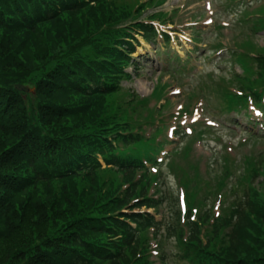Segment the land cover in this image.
<instances>
[{
  "label": "trees",
  "instance_id": "obj_1",
  "mask_svg": "<svg viewBox=\"0 0 264 264\" xmlns=\"http://www.w3.org/2000/svg\"><path fill=\"white\" fill-rule=\"evenodd\" d=\"M116 2L0 0V264H150L148 230L157 236L163 222L133 210L157 205L145 197L154 176L134 181L141 162L120 151L139 142L125 120L133 107L111 100L129 77L133 46L125 38L134 28L149 37L142 24L123 27L131 12ZM262 15L248 21L251 34L264 30ZM223 163L212 181L219 189L234 180L229 218L200 239L216 191L192 176L188 209L199 198L202 206L196 221L188 210L185 240L175 193L159 188L172 209L163 237L175 235L190 264H264V200L245 187L261 177L264 189V158L238 174Z\"/></svg>",
  "mask_w": 264,
  "mask_h": 264
},
{
  "label": "rangeland",
  "instance_id": "obj_2",
  "mask_svg": "<svg viewBox=\"0 0 264 264\" xmlns=\"http://www.w3.org/2000/svg\"><path fill=\"white\" fill-rule=\"evenodd\" d=\"M160 1L161 0H117L116 2V4L118 3L120 7L125 8L126 11L130 10L131 12L130 17L124 18L121 24H125L128 21H134L136 20V18L142 17L143 12L140 11L138 13L136 12V10L140 8V6L141 7L145 6V8L142 11H145L148 14L154 13L159 9L161 11L162 10L170 11L176 8H178V13L176 16H174L175 18L173 19L175 25L166 28V30L168 29V30L176 31V33H173L171 35L172 40L170 46L163 47L160 44L157 46L149 44L137 48L136 52L133 54V58L136 62H139V70L135 75L132 76L131 81L122 84L123 87L122 92L126 93V95L118 96V94H115L112 95L111 100L113 102L117 100L119 102V105H121L122 107L123 105L125 106L126 105L125 103H127V101L128 102L130 101L129 100L130 93H128L125 89H132L142 97L147 96L150 93H152V95L162 96L163 93L159 92V89L165 86V84L167 83L169 84V87L167 88V92H168L167 101L170 106L168 108H165L168 109V112H166L164 115V122L167 125V127H169L172 126L175 121L172 117H169L170 114H176L177 110L180 108L182 104L184 107L189 106V110H190L193 107V102H195V99L198 96L197 95L198 86L202 84V82L207 81L209 75L212 78L214 77L216 80L224 79L225 81H227L229 78L233 77L234 73H238V74L241 73L239 65L234 63L232 59H230L229 53L227 51H224L221 54H217V53L213 54L214 51L212 49L213 45H215L217 41H223L224 43H227L228 46L226 47V49L229 51V49H231L230 46H232V42H234V45L240 51L248 50L252 52L255 48L261 46L264 47V36H263L264 30L257 31L256 33L258 34L254 35L253 37L249 36L246 33L241 32L243 30L245 32L247 31V29L249 30L248 27L249 25L245 26L242 24L244 21L243 17L245 15H248L249 18L251 17L250 11L246 9L244 10L245 12L243 11L240 13L241 11L240 7L226 8L228 7V3L227 6L225 5L226 0H162L163 2ZM255 1L256 3H260L258 0ZM208 2H210L212 8L211 12H215L214 14L210 15L209 13L207 15L205 6ZM263 10L264 7H262L257 13H263ZM198 14H202V17L198 16ZM208 17L213 18V23L215 22V25L227 24L228 26V23L231 24L228 27L227 26L223 27L224 29L222 30L221 29L218 30V28H216L215 26L204 24L205 23L204 21ZM188 22H198V24L191 25V24H187ZM191 27H195L196 29L194 30L196 31L195 34L200 39L197 45L191 43L193 36L192 32H190ZM178 33H182V34H178ZM254 43H255L254 46L256 47L254 48L253 46L252 48H249V46H251ZM188 51L192 52L191 63L186 67L184 72L180 74H176V73H171L169 68H167V70L165 69L166 67L165 59L166 58L168 59V56L171 58L172 54L176 53L179 55V57L182 60H184L186 58ZM250 55L251 54H249L248 56ZM169 60L170 59H168L167 61ZM174 61L175 60L171 59V62L174 63ZM173 66H175V63L173 64ZM253 66H257V65L254 63ZM196 73H199V75H196ZM249 75L250 74L246 76V74H244V76L238 77L236 74L238 79L236 80V82L233 79L232 83L233 84L236 83L238 87L241 88L243 87L244 82L243 83L239 82L240 79H243L244 77H249ZM159 76L160 77L163 76V78L160 79V81L154 85L156 78ZM153 87L155 91L152 92ZM245 88L247 92L253 90L252 85H245ZM173 90L180 91V94L175 95L173 93ZM202 93L203 94H199V95H202V97L205 100L204 103L207 111L206 114L209 116H201V119L210 120L211 117L218 123V125L222 126L219 127L220 129L217 128L218 132L216 131V135H220V133L224 135H230L232 137H235L236 140L240 136H242L244 140L247 138V135L245 136L244 133L246 131L251 130V128H254L255 132L257 131H260L262 133L264 132L258 129L259 127L258 125L261 123L260 119L254 117L253 114L250 113L249 111H245L244 109H242L240 110V114L238 116H235L236 121L238 122L237 128L235 127L234 133H229L228 127L231 124L229 121L225 119L226 115L224 114L220 115L218 110L216 109L213 110V108H215L216 106L219 107L221 105L220 97L216 96L215 92L212 89H210L207 93L204 92ZM139 102L140 103H137L134 106L128 105V107L138 108L136 112H139V110L144 111L145 109L144 103H146V101L141 100V98L139 97ZM234 122L235 121H233V126H235ZM223 138H225V136ZM261 138H262L261 140H256L253 138L248 139L247 141L248 143L244 146L246 149L250 150L249 156L245 157V159H248L247 161L245 160L246 162H249L250 160L256 161L257 159L256 156H264V137ZM218 147H219L218 142L214 140L213 141L206 140L205 144L197 145L198 150L203 149L204 152H207L211 155L212 159L214 157H218V154L217 155L213 154L214 152L216 153V151L219 149ZM170 148L171 147H166V151L169 150ZM245 148L237 149L238 159L244 158L241 154L244 153ZM258 149L259 151H261V153H258L257 151ZM166 151L161 153L160 158H162L166 154ZM186 152L187 151H184L183 155ZM212 159L208 161V165ZM174 162L175 160L173 158H170L168 163L166 160L160 166V170H163L162 174L164 176L165 173L170 169V167L168 166ZM241 163H239L238 165H241ZM222 166L223 164L220 162L218 165V169H220ZM195 174L199 178H203L199 176L197 173ZM190 176H191V172H190ZM254 180L248 182L249 187H254L257 182L263 181V178L257 177ZM162 185L164 186L165 191L167 193H169V191H174L176 194L178 191L174 179L169 175H166V177L164 178V184ZM256 187L260 191L259 193L260 198L264 200V189H262V186L260 185ZM224 195H226V199L224 198L225 199L224 203L225 205H228L229 200L227 199L229 198L227 197L228 196L227 188L225 189ZM207 203L210 204L211 201L210 202L207 201ZM225 205H223V202L221 203L220 213L222 212L221 208H223ZM196 206H198V208L200 209L202 204L197 203ZM174 209H176L175 203H174ZM170 211H172V209H169L168 203L167 204L163 203V214L166 215V220L168 219L167 214ZM163 228L160 229L161 230L159 232L160 234L157 233V236L153 234V236L155 237L154 239L157 240L158 242L161 254H164V256L167 259L166 264H190L187 260H184V255L182 254L181 247L179 245L177 237L175 235L163 237V233H162ZM170 232L172 234V230ZM206 232H204L203 237L200 238L203 239V242L207 240L205 237ZM158 235L161 236L159 237ZM207 235L210 234L207 233ZM147 237L148 239H150V235L147 234Z\"/></svg>",
  "mask_w": 264,
  "mask_h": 264
}]
</instances>
